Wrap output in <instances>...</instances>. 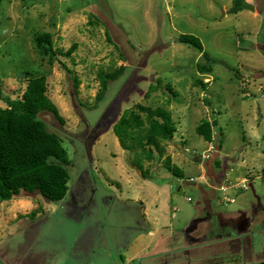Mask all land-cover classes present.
<instances>
[{
	"label": "rangeland",
	"instance_id": "374dc122",
	"mask_svg": "<svg viewBox=\"0 0 264 264\" xmlns=\"http://www.w3.org/2000/svg\"><path fill=\"white\" fill-rule=\"evenodd\" d=\"M246 1L254 11L233 15L229 14L233 0H2L0 89L16 100L27 88V73L47 77L48 96L63 123L49 112L39 118L63 140L71 164L63 201L50 202L37 193L36 199L22 200L25 206L17 199L0 204V253L8 252L0 264L4 260L21 264L18 247H32L34 236L39 241L33 251L46 245L55 251L56 263L84 264L75 262L70 252L80 229L93 222L92 227L101 231L107 218L116 216L118 223L113 220L107 228L113 238L128 219V207L139 206L133 204L139 198L148 218L159 221L157 233L163 225L180 229L199 212L211 219L210 224L213 220L219 225L215 236L252 234L253 226L255 238L263 239L264 0ZM40 34L51 35L55 58L35 49ZM183 34L199 38L210 59L179 43ZM71 49L74 52L64 56ZM199 64L211 67V72H200ZM121 66L126 67L124 75L109 83L95 108L98 74ZM136 104L162 108L173 118L176 132L164 143L159 161L149 162L141 152L122 149L114 134L121 116ZM6 107L0 100V109ZM203 120L215 125L211 143L197 134ZM210 144L220 148L211 160L201 159ZM167 157L172 172L165 168ZM210 162L218 174L226 170L227 186L248 178L249 190L237 194L212 190ZM140 169L149 178L164 181L165 188L142 177ZM166 187L171 189L167 192ZM201 189L210 194L209 201L202 202ZM156 195L159 200L152 203ZM224 196L235 202L224 204ZM105 197L113 201H104ZM28 206L39 211L33 219L24 214ZM131 212L138 215L140 210ZM17 213L22 219L10 222ZM260 244L254 256L264 261V243Z\"/></svg>",
	"mask_w": 264,
	"mask_h": 264
},
{
	"label": "trees",
	"instance_id": "16d2710c",
	"mask_svg": "<svg viewBox=\"0 0 264 264\" xmlns=\"http://www.w3.org/2000/svg\"><path fill=\"white\" fill-rule=\"evenodd\" d=\"M1 2L2 0L0 6ZM243 11H254V6L246 0H233L229 14L236 15ZM34 42L35 49L41 56L55 58L56 49L50 34L37 35ZM178 42L204 53L206 60L210 59L199 38L183 34ZM72 52L73 49L64 56L69 57ZM63 67L66 72L71 73L67 66L63 64ZM197 68L202 73L211 72V67L205 65L199 64ZM125 71L126 67L121 66L112 73L101 71L98 74L100 90L96 96L95 108L105 98L109 83L118 80ZM27 74L28 84L21 98L13 100L0 89V100L7 105L0 109V204L17 199L23 193H38L50 202H60L66 199L69 191V153L63 140L51 133L39 116L42 112H49L61 123L63 118L48 96L47 77ZM166 88L175 96L170 86ZM214 126L211 121L203 120L197 127V134L211 143ZM175 132V123L168 111L143 104H136L135 108L127 110L114 127V134L122 149L141 152L144 160L149 162L161 160L164 143L171 142ZM217 147L220 148L218 144ZM165 160V168L172 172L168 157ZM216 165L219 166L220 163L216 162ZM174 173L178 176L176 170ZM141 174L144 178H149L143 170ZM35 212L27 216L33 219L39 211Z\"/></svg>",
	"mask_w": 264,
	"mask_h": 264
},
{
	"label": "crops",
	"instance_id": "0c3cea01",
	"mask_svg": "<svg viewBox=\"0 0 264 264\" xmlns=\"http://www.w3.org/2000/svg\"><path fill=\"white\" fill-rule=\"evenodd\" d=\"M180 148V145H177ZM208 174L211 177V183L209 184L212 190L219 191V185L225 180L226 170L222 169L219 174L212 169L211 162L208 163ZM212 173V175H211ZM141 174V172H140ZM130 180H133V175H126ZM142 176V174H141ZM143 177V176H142ZM154 177V176H153ZM91 179V178H90ZM93 179V176H92ZM155 182L162 183L160 187L165 188L163 185L164 181H159L153 178H147ZM167 188L166 190H170ZM181 187H177L176 191H181ZM166 191H164V194ZM203 200L209 201L210 194L205 190L201 189ZM220 192V191H219ZM159 193V192H158ZM237 194V192H234ZM26 194V193H24ZM37 194L33 193L32 195ZM29 195V196H28ZM31 194L22 195L17 198L18 205L25 206L28 204L23 203V199H36L35 195ZM28 196V197H27ZM40 197V196H39ZM113 201V198L105 197L104 201ZM159 200V195L153 196L151 202ZM139 203L138 205L129 206L128 219L124 225L119 227L114 233L115 236L112 238L110 227L112 221L115 220V225L118 223V217H109L106 220L104 228L95 230L93 222L86 228H81L80 233L74 239V246L70 252L72 256L76 258L75 262H81L84 264H255L253 251L256 248L259 249V245H256L255 238L248 233L240 234H229L215 236L214 231L219 226L214 223L210 224L211 219L207 217L195 216L180 228L176 229L171 226H161L160 232L157 233L156 227L159 221H155L153 218H148L146 214V204L144 200L136 199L133 200ZM189 202V201H188ZM201 202V203H202ZM149 202V205H152ZM25 204V205H24ZM148 204V203H147ZM211 204V202H210ZM24 208L25 215L30 214L32 209ZM132 208L140 213L138 215L131 212ZM31 212H29V211ZM175 210V208H174ZM22 211V212H23ZM18 214V213H17ZM13 214L10 222L14 219L16 221L22 219L19 218V214ZM24 215V217H26ZM23 224V222H22ZM35 227L31 229H35ZM152 227H155L152 229ZM212 227V228H210ZM227 227V225H226ZM120 229V231H119ZM104 231V232H103ZM107 234L105 235L104 233ZM108 236V238H106ZM27 237H29L27 235ZM32 238L33 244L39 241L38 236ZM34 238V239H33ZM29 240V239H28ZM27 240V242H28ZM31 246H19L17 254L22 255L18 257L17 261L21 264H58L56 263L57 257L55 251L50 252L51 249L46 245L38 248ZM26 248H30L28 254L23 252ZM135 251H133V249ZM8 251V250H6ZM77 251V253H76ZM35 252V253H34ZM79 252V253H78ZM8 252L0 253V257L6 256ZM6 263H9L7 260ZM3 261L1 264H6ZM77 264V263H76Z\"/></svg>",
	"mask_w": 264,
	"mask_h": 264
},
{
	"label": "built area",
	"instance_id": "2783aa9c",
	"mask_svg": "<svg viewBox=\"0 0 264 264\" xmlns=\"http://www.w3.org/2000/svg\"><path fill=\"white\" fill-rule=\"evenodd\" d=\"M218 151L217 146L215 144H210V148L208 150V152L205 155L200 156L201 159L203 160H211L213 157V154L216 153ZM195 179H190V182H195ZM250 188V180L248 178H244L241 181L232 184L230 186H227L224 181L221 183V185L219 186V191L222 194H228V191H234V192H242V191H247ZM189 202H191V199H188ZM227 202H231L234 203L235 200L228 198L226 196H224V204H226Z\"/></svg>",
	"mask_w": 264,
	"mask_h": 264
},
{
	"label": "flooded vegetation",
	"instance_id": "af4514ba",
	"mask_svg": "<svg viewBox=\"0 0 264 264\" xmlns=\"http://www.w3.org/2000/svg\"><path fill=\"white\" fill-rule=\"evenodd\" d=\"M252 185V183H250V186ZM253 225V224H252ZM251 226V225H250ZM251 231H253L252 232V234L250 233H248L249 235H251V236H253L254 238H255V233H254V229H253V226H251ZM256 242V245L258 244L260 247L259 248H261L262 247V244H260V243H264V236H263V239H256L255 238V241H254V243ZM256 250H258V248H256ZM255 250V251H256ZM255 251H253V253H252V255H255ZM254 260H255V256H254ZM255 264H264V261H262V259H259V260H255Z\"/></svg>",
	"mask_w": 264,
	"mask_h": 264
},
{
	"label": "water",
	"instance_id": "95a60500",
	"mask_svg": "<svg viewBox=\"0 0 264 264\" xmlns=\"http://www.w3.org/2000/svg\"><path fill=\"white\" fill-rule=\"evenodd\" d=\"M220 185H221V184H220ZM220 185H219V186H220Z\"/></svg>",
	"mask_w": 264,
	"mask_h": 264
}]
</instances>
